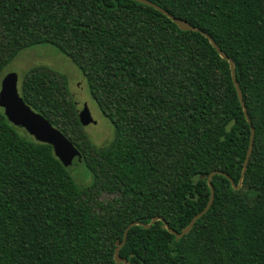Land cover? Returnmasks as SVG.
Here are the masks:
<instances>
[{"label":"trees","instance_id":"16d2710c","mask_svg":"<svg viewBox=\"0 0 264 264\" xmlns=\"http://www.w3.org/2000/svg\"><path fill=\"white\" fill-rule=\"evenodd\" d=\"M209 33L235 62L247 120L224 59L201 31L182 30L137 0H0V73L50 44L84 74L114 125L93 142L66 74L34 66L20 93L81 151L79 184L55 153L0 107V264H264V0H151ZM246 176L238 185L251 145ZM103 193L113 195L99 200ZM124 264V263H121Z\"/></svg>","mask_w":264,"mask_h":264},{"label":"water","instance_id":"95a60500","mask_svg":"<svg viewBox=\"0 0 264 264\" xmlns=\"http://www.w3.org/2000/svg\"><path fill=\"white\" fill-rule=\"evenodd\" d=\"M137 1L153 6L159 11L163 12L168 17H170L175 23H177V25L182 30L201 31L210 39L211 43L215 46V48L218 50L221 56L230 62L233 81L237 88L240 101L243 105L246 118L250 122V124H252L251 118L248 113L247 106L244 101V96H243L241 86L236 77L235 62L231 57L228 56V54L225 51H223L220 48V46L217 44L214 38L209 33L201 29H198L196 26L192 25L186 19L176 17L174 14H172L171 12H169L168 10H166L165 8H163L162 6L158 5L157 3L151 0H137ZM0 107H2L5 110V114L8 116L10 121H12L14 124L24 128L31 136H33L38 141L53 145L55 153L66 166L77 167L80 164H82L84 160L83 154L74 145V143L59 128L55 127L41 113L35 111L30 105L26 103V101L24 100V98L22 97L20 93L19 86H18V76L15 73L10 74V76H8L2 81L1 90H0ZM80 119L83 125H87L90 122H96L93 119L91 112L87 105H85L83 110H80ZM254 138H255V128L252 127L251 145L248 151V155L246 158V162L244 165V169H243L239 184L237 185L234 179L230 177L231 183L235 189H239L242 186L244 178L246 176L248 163H249L252 151H253ZM217 173H223L224 175L229 176L227 173L222 172V171H213L209 174L207 180H208V184L211 189L210 200L207 206L205 207V209H203L200 213H198L191 220L189 225L185 227L182 231H177L171 228L169 223L162 216L154 217L149 223H145L142 221H134L130 223L125 230L123 242L122 243H120L119 241L117 242L118 245H117L116 252H115V259L117 263L118 264H121V263L130 264L128 259L123 258L120 255V250L127 241L129 230L134 226L140 225L145 228H150L154 225L155 222L160 220L162 221L164 227H166L170 232L174 233L178 239L188 234L194 227L196 221L208 212V210L211 208L214 202L215 186L213 184L212 179L214 175Z\"/></svg>","mask_w":264,"mask_h":264},{"label":"rangeland","instance_id":"374dc122","mask_svg":"<svg viewBox=\"0 0 264 264\" xmlns=\"http://www.w3.org/2000/svg\"><path fill=\"white\" fill-rule=\"evenodd\" d=\"M46 66L58 72L66 74L69 78L70 91L78 102L80 110L88 106L93 119L85 125V130L94 143L104 145L114 136V125L102 113L97 102L91 95L87 80L82 71L62 52L50 44H39L23 50L5 69L0 73V90L2 81L15 73L18 76L20 90L21 82L28 70L34 66ZM71 173L79 184L91 183V175L85 164L72 167ZM113 198L112 194L103 193L99 200L106 201Z\"/></svg>","mask_w":264,"mask_h":264}]
</instances>
